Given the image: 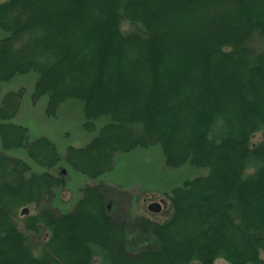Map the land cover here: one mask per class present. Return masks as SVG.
<instances>
[{
	"label": "trees",
	"instance_id": "trees-1",
	"mask_svg": "<svg viewBox=\"0 0 264 264\" xmlns=\"http://www.w3.org/2000/svg\"><path fill=\"white\" fill-rule=\"evenodd\" d=\"M128 25V27L126 26ZM264 0H8L0 4V91L37 74L54 117L80 101L85 128L110 118L71 167L98 178L118 153L159 145L171 168L208 175L166 196L163 220H124L105 184L58 212L56 145L16 124L24 89L0 105V264H264ZM25 148L38 173L9 150ZM254 170L250 172V170ZM56 169L58 173H54ZM31 207L36 210L31 213Z\"/></svg>",
	"mask_w": 264,
	"mask_h": 264
},
{
	"label": "rangeland",
	"instance_id": "rangeland-1",
	"mask_svg": "<svg viewBox=\"0 0 264 264\" xmlns=\"http://www.w3.org/2000/svg\"><path fill=\"white\" fill-rule=\"evenodd\" d=\"M6 1L8 0H0V4ZM255 44L256 48H264L261 40L255 41ZM36 80L37 74L31 72L18 75L13 80L4 83L0 91V105L6 94L24 89L21 106L13 122L28 128L31 141L46 137L56 145L61 157L58 168L65 169L67 176L66 188L57 191L54 201L58 212H71L83 197L85 187L105 184L108 186V194L113 197V213L116 217L130 220L145 216L162 221L163 215L151 212L149 206L152 203L164 201L163 208H166L168 205L166 196L171 194L175 188L181 187L187 180L208 175L209 169L197 168L189 163L180 168L169 167L159 145L138 148L129 153H118L114 160V168L96 179L74 170L66 161L68 148L86 146L109 122L110 118L103 117L96 121L94 132L86 130L83 105L77 100L67 101L58 108L56 116H49L46 112L48 97L43 96L38 101H34ZM263 138L264 130L253 137L252 145ZM1 146L0 139V148ZM7 154L26 161L38 173L45 171L32 160L25 148L12 149ZM253 170L254 168L250 172ZM53 172L58 173L56 169ZM35 212L34 207H31V213L35 214ZM262 258L264 259V253H262ZM95 261V264L106 262L99 252ZM216 264L229 263L219 259Z\"/></svg>",
	"mask_w": 264,
	"mask_h": 264
},
{
	"label": "water",
	"instance_id": "water-1",
	"mask_svg": "<svg viewBox=\"0 0 264 264\" xmlns=\"http://www.w3.org/2000/svg\"><path fill=\"white\" fill-rule=\"evenodd\" d=\"M163 203L164 201L160 202V203H152L150 206H149V210L151 212H160L163 208Z\"/></svg>",
	"mask_w": 264,
	"mask_h": 264
}]
</instances>
